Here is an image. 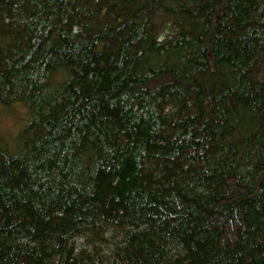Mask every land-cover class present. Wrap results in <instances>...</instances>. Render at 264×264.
I'll list each match as a JSON object with an SVG mask.
<instances>
[{
    "label": "rangeland",
    "instance_id": "obj_1",
    "mask_svg": "<svg viewBox=\"0 0 264 264\" xmlns=\"http://www.w3.org/2000/svg\"><path fill=\"white\" fill-rule=\"evenodd\" d=\"M145 9L148 15L141 29L130 16ZM183 13L195 23H182ZM139 29L142 33L137 36ZM200 32L207 35L217 68L212 76L216 119L204 124L194 88L182 84L197 79L199 64L208 53L197 45ZM55 50L59 53L53 55ZM60 50L71 54L63 52L62 56ZM94 60L100 69L112 60L127 66L136 82L142 64L152 62L160 72L172 75L173 82L166 92L141 88L135 82L119 99L96 108L84 105L72 119L78 104L71 93L86 90V76L95 81V73L87 68ZM251 62L259 65L258 81H252L242 68ZM0 77V103L7 111L3 116L7 132L0 136L2 174L38 200L45 216L74 224L71 238L59 233L54 243L35 245L41 250L43 264H148L136 253L142 251L140 238L151 226L146 221L121 222L126 211L114 191L108 192L103 211L94 210L95 202L91 201L101 185L100 175L114 172L109 179L111 189L118 186L115 175L128 157L137 158L136 171H142L147 179L141 180L146 197L164 199L175 189L182 198L196 201L197 210L203 211L202 206L208 207L217 192L209 195L198 189L197 173L213 179L215 188L228 184L237 205L231 201L225 207L238 213L242 224L222 230L226 237L232 228L237 233L235 246L230 248L232 257L223 253L221 262L212 257L208 264H264V189L252 203H237L240 188L251 194L256 178L264 174V147L258 141L249 144L253 136L264 138V0H0ZM35 79L41 87L33 92ZM126 91L119 88L114 94ZM78 101L86 103L84 97ZM100 110L112 118L98 115ZM90 115L97 116L96 126L104 132L102 139L99 135L94 138L88 127ZM69 118L72 120L66 123ZM184 132L187 145L202 144L198 155L180 148V144L185 146L179 140ZM156 139L162 146H152ZM166 142L174 147L164 149ZM57 148L61 149L57 153L70 152L73 159L82 160L83 182L67 180L60 164L52 159ZM198 156L204 161H197ZM110 157L113 160L105 163ZM177 161L190 162L191 166H176ZM175 166L179 170L172 172ZM66 189L77 193L62 200L59 191ZM77 200H87L80 211L73 209ZM256 215L262 225L253 221ZM225 218L227 214L221 221ZM183 239L182 243H189V237ZM177 241L178 236L163 242L154 240L152 249L159 248V253L153 252L155 261L150 264H195L198 257H204L199 263H206L205 250L210 249H206L204 237L195 236L194 242L200 244L193 260L189 247L187 252L183 244H175ZM54 244L55 248L60 245L62 253L52 250ZM248 251L255 254L248 257Z\"/></svg>",
    "mask_w": 264,
    "mask_h": 264
},
{
    "label": "trees",
    "instance_id": "obj_2",
    "mask_svg": "<svg viewBox=\"0 0 264 264\" xmlns=\"http://www.w3.org/2000/svg\"><path fill=\"white\" fill-rule=\"evenodd\" d=\"M147 15L148 10L145 9L144 11H135L130 17L133 23L140 24L141 28L144 27V21ZM181 17L182 23H195V20L188 17L186 13H183ZM212 22L213 27H215L216 22L214 17H212ZM141 29L137 31V36L142 33ZM197 39V45H199L202 50L206 49L209 54L207 53L206 57H204V60L199 64L200 70L197 72V79L195 81H185L182 82V84L188 87H192L195 90L196 107L200 112L201 123H212V120L214 121L216 119V109L214 103L215 101L213 97V90L216 84L212 79V76L213 72L217 68L215 67L212 58V50L211 46L208 44L207 35H205L204 32H200ZM243 49L246 53L245 47H243ZM79 51H82V49H79ZM63 52L68 54L69 56L71 54L67 51L60 50L62 56H65ZM58 53L59 51H53V55H56ZM128 61H131V59H128ZM142 67L144 68L141 71L139 75L140 77L136 82L134 81V77L128 74L127 66H118L117 63L113 60L109 61L107 66L103 69H100L97 66L95 60L89 62V66L87 68L95 73L96 79L92 82L89 81L88 77L86 76L84 78L86 90L74 91L71 93V95L76 97L74 101L76 104H78L76 110L74 111V114L72 110H68L70 114H73L72 119L76 117L77 111L79 109H85L84 105L90 108H96V105L98 104H106V102L108 101L113 102L114 100L119 99L117 97H121L127 94L128 91L132 87H134L135 82L136 86L141 88L146 87L149 90H162L164 92L168 91V88L170 87L169 84L173 82L172 75L160 72L156 68V65L152 62H144L142 64ZM242 68L252 81L259 80V65L257 63L253 62L252 64H243ZM1 84L2 78L0 77V102H2ZM40 87V83L37 79H35V81L32 83L33 92L40 90ZM119 88L127 89V91L121 95L116 96L114 92ZM82 97H84L86 103H79L78 99ZM98 112V115L100 114L103 117H109L101 110ZM4 115L7 116V111L0 103V136L5 135V133L7 132V129H5L3 125ZM96 117L97 116L92 117L90 115L91 127H88L92 129L94 138L99 135L102 139L104 136V132L101 131L100 127L96 126L98 122L96 121ZM110 118L112 117H109V119ZM72 119H67L66 123H70V120ZM137 121L141 122L140 119H137ZM142 126H144V129H146L145 123L142 122ZM182 127L185 130V126L183 125ZM187 132H184V134L179 137L181 143L185 145L182 146L180 144V148L186 147L189 151L192 150L198 155L199 152H202V144L200 143L199 145V143H197V146H193V144L190 143V145H187L186 142H188V140L185 138ZM75 134H78L77 129ZM257 141L258 145L264 147V138L262 137L259 138L257 136H253L249 144ZM156 142L157 139L152 142V146H162L160 143ZM172 147L174 146L170 142H166L163 146L164 149ZM59 149L60 148L54 150L52 155L53 161L56 160L60 164V167L63 169V173L65 172L66 177H69L67 179L68 181L75 179L83 182L85 179V167L82 165V160L73 159V156L70 152L57 153L59 152ZM172 152H174V150ZM205 153L206 155L209 154L208 152ZM136 159L137 158L135 157H128L125 158L124 162L120 164L119 171L115 175L119 178L118 186L114 189H111L112 187L109 182V179L114 176V172L110 175H100L101 185L98 186V188L96 189V194L91 200L95 202L94 210L103 211L109 198L108 192L114 191V194L122 200L121 204L119 205L123 210L126 211V214L121 219V222L128 224L134 222L138 224L141 221H146L147 225L151 226V230L149 231V233H145V236L143 238H140V240L142 241V251L138 253V255L136 253V257H139L140 254H142L143 257L146 258L145 262L150 264L151 260L155 261L153 255H158L159 253V248L152 249L154 247L153 241L158 240L163 242L165 238H174L175 236H178L180 240L177 241V243L175 242V244H177L178 246L183 244V248L186 249L187 252H189L187 249L188 246L190 251L193 254H196L193 255L189 252V256H191L189 258L191 260H193V258H197L194 257L197 256L196 246L200 244V242L198 241L194 242L195 236H202L205 240H207L205 247L206 249H210L205 250V253H207V264L211 261L212 257L215 259L218 258L219 260L216 259L217 262H221L223 253H225L226 257H232L230 248L233 247L237 234L233 232V228L234 225H241L242 222L238 219V213L236 214L235 212H232L225 207L227 206L226 203H229L231 201L233 205H237L233 202L234 192H229V190H231L230 186L228 184H224L223 186L219 185L217 188H215L216 186L214 187L213 184H211L214 181L213 179H204L202 175H200V172L197 173L198 189L206 190L207 194L209 195L214 194L215 191L217 192L216 198L212 202H210V205L208 207L202 206L203 211H206L207 213L197 210L196 201H193L192 198H182L175 189H171L168 192V196L164 199L162 197H158L157 195L153 197H146L143 193V190L146 188L141 189V180L147 181V179L142 176V171H136ZM112 160L113 159L110 157L109 159H106L107 162L105 163H109ZM198 160L201 163L202 161H204V158L198 156L197 161ZM191 162H194V160H192ZM200 163L197 162V166L199 165V168ZM175 165L191 166L190 162L186 161H177ZM176 166L172 170V172H176L179 170V168ZM187 170H189V168ZM108 171H110V169ZM174 181L177 182L176 179ZM240 189L241 192L238 191L237 194L238 204L240 201H245V203H243V205L245 206L247 201L251 202L253 200H256L260 197L264 189V174L256 178L255 191L253 190L251 194L248 195L244 193L243 190L247 191V188ZM80 190L85 191V187H81ZM59 192V197L62 200H66L68 194L77 193L70 189H66L64 191L60 190ZM86 204L87 200H85V202L83 203H80L79 200H77L73 204V209L80 211L81 207L85 206ZM217 207L221 208L217 209ZM44 210L45 208L38 200H34L29 195L22 192L19 186L16 185L11 178L3 175L0 170V264H43L41 250L39 248H36L39 242L48 241L54 243V241H57V236L59 238V233L64 234V238L72 237L71 232L74 231V224H71L69 221L66 222L62 219H51L50 217H47L43 214V212H45ZM236 210L237 209H235V211ZM226 214L228 218H225L223 221H221V217H224ZM240 216L243 217V214H241ZM253 221L262 225V219L258 215L254 216ZM232 226V232L228 237H226L224 233H222V230H229V228ZM232 233L234 235H232ZM241 236V233H239L238 238H240ZM184 237H189V243H182V240L185 241L183 239ZM55 244L58 245L57 243ZM55 244L53 245L52 250L57 253H59V251L61 252L62 248L60 247V245L55 248ZM32 245H34V247H32ZM193 245L195 246V248L193 247ZM252 254L255 253L251 251H248L247 253L248 257H252ZM150 255L152 256L149 260L148 256ZM143 261L144 260H139V262ZM198 261L204 262V257H198L197 263L195 264H206L199 263ZM250 261H253V259L250 258ZM256 261L262 260L256 258ZM141 264L145 263L143 262Z\"/></svg>",
    "mask_w": 264,
    "mask_h": 264
}]
</instances>
